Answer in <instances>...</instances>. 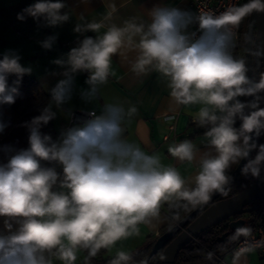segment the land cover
Wrapping results in <instances>:
<instances>
[{
	"label": "clouds",
	"instance_id": "obj_1",
	"mask_svg": "<svg viewBox=\"0 0 264 264\" xmlns=\"http://www.w3.org/2000/svg\"><path fill=\"white\" fill-rule=\"evenodd\" d=\"M63 0H37L17 15L30 16L56 27L70 20ZM252 11L264 12V0H249L240 8L219 16L194 14L174 6H153L148 21L112 25L95 38L85 36L65 57L53 61L63 67V79L49 90L50 100L41 114L26 123V149L4 146L0 162V264H75L77 253L95 257L101 249L139 234L138 225L158 214L160 202L175 195L193 206L207 202L213 193H224L233 181L231 169L260 179L264 172V73L248 75L246 61L233 54L236 29ZM235 17V19H228ZM102 22L80 16L74 32L99 33ZM138 36V73L154 68L168 78L171 97L184 106L199 105L193 122L201 128L212 151L203 153L190 140L169 146L172 157L193 162L199 154L195 187L189 189L175 167L164 166L156 154H148L124 137V123L137 112L108 103L100 114L63 130L58 139L41 127L55 119L56 111L71 99L77 73L86 72L87 89L81 98L91 102L100 85L108 81L112 56ZM57 37L49 36L41 47L50 50ZM13 50L0 59V105L15 103L19 84L32 73ZM16 80L9 85V77ZM240 97H251L241 101ZM237 120L240 121L236 127ZM7 125L0 121V132ZM255 152L253 156L252 153ZM59 165L62 173L54 166ZM59 185L67 191H54ZM211 254H209L210 256ZM131 257L118 251L111 264H128Z\"/></svg>",
	"mask_w": 264,
	"mask_h": 264
},
{
	"label": "crops",
	"instance_id": "obj_2",
	"mask_svg": "<svg viewBox=\"0 0 264 264\" xmlns=\"http://www.w3.org/2000/svg\"><path fill=\"white\" fill-rule=\"evenodd\" d=\"M36 2L37 0H0V38L2 40L0 53L3 56L9 50L15 51L21 57L20 63L32 68V73L28 76L34 77L40 88L48 94H50L49 90L63 79L62 73L65 70L53 61L65 57L85 36L95 38L112 25L124 27L126 21L147 22L148 11L156 5L179 7L194 13L192 0H63L67 7L62 12H69L71 16L70 20L62 25L48 27L44 25L43 20L36 21L30 16L23 21L17 19V15L23 9ZM80 16H84L87 21L102 22L105 26L99 33L91 31L84 34L76 33L73 29ZM53 35L57 37L53 47L50 50L42 48L40 42ZM138 40V36L133 37L132 42L126 41L113 54L111 71L114 74L109 76L105 84L99 86L97 95L91 102H86L80 95L81 90L88 87L85 83L88 73L76 74L71 99L62 110L53 109L56 111V117L53 119L54 127L59 138L68 121L69 112L72 110L93 109L100 113L103 106L108 103L120 104L126 111L129 107L135 106L136 114L125 120L124 137L129 142L139 145L148 154L158 155L162 165L175 167L185 180V186L191 189L195 187V176L200 170L199 154L193 162L180 161L171 156L168 148L187 139L192 141L201 153L212 151L207 145L204 133H194L196 124L192 120L200 106L186 107L177 104L170 95L168 78L154 68H149L146 73L133 70L139 56V49L136 47ZM0 116L4 114L0 112ZM169 116L175 118L174 132L169 130ZM164 137L166 139H163ZM54 167L62 173L59 165ZM53 190L67 191L59 186ZM179 200L180 198L175 195L162 200L158 214L150 218L149 223L138 225V235L117 241L112 248L104 249L100 255L97 254L95 256L97 259L94 257L88 259L85 250H80L75 264H103L111 262L118 251L131 255L143 248L155 240L156 232L160 234L171 226L167 206ZM222 257L223 261L229 264H264V260L256 250L234 253L224 251ZM205 261H209V264H224L223 262L214 263L211 256ZM53 264H62V261L53 258Z\"/></svg>",
	"mask_w": 264,
	"mask_h": 264
},
{
	"label": "trees",
	"instance_id": "obj_3",
	"mask_svg": "<svg viewBox=\"0 0 264 264\" xmlns=\"http://www.w3.org/2000/svg\"><path fill=\"white\" fill-rule=\"evenodd\" d=\"M248 3L249 0H244L243 5ZM247 16L243 21H246ZM0 43H2L1 38ZM2 58L3 56L0 53V59ZM262 73H264V69L254 72V79H259ZM14 80H16V77L14 75L10 76L9 85H12ZM19 93L20 94L16 97L14 104L0 105V112L4 114L2 117L5 119V124L7 125L4 131L0 132V150H2L4 146H11L16 150L28 148L29 130L25 125L34 117L39 116L42 109L47 106L50 100V94L44 92L40 88L36 79L28 75L23 76L19 84ZM239 99L241 101H247L249 100V97H240ZM239 124L240 121L237 120L235 126L239 127ZM205 131V128H201L196 125L194 133H205ZM41 132L43 134L50 135L53 140L58 139V132L54 127L53 120L49 121L47 125H43L41 127ZM262 137H264V135H261L258 138L259 144H262ZM252 155L254 156L255 152H253ZM5 159V153L0 151V162L4 161ZM43 164L44 166L49 167L55 166L49 162H43ZM254 180L255 178L251 177L250 175L245 176L240 174L235 182L222 194V198H226L238 193L253 183ZM193 207L194 206L192 204L183 199H180L178 202L167 206L170 220L169 225H172L173 221H178L181 219ZM236 218L237 216L225 219L198 235L196 239L192 240L180 250L176 257V264H209V261H205L209 257V252L206 251V248L213 252L225 250L231 246L242 233L243 226L237 231L231 230L230 228L231 222ZM4 219L5 218H0V230L4 229ZM225 233H227L226 237L228 239L225 241L220 240V237ZM153 242L154 241L132 253L130 255V261L142 263L147 257ZM85 252L86 256L88 257L87 250H85ZM102 252H104V249H101L98 255H100ZM88 259L90 258L88 257ZM152 260H154V258ZM103 264H111V262H106Z\"/></svg>",
	"mask_w": 264,
	"mask_h": 264
},
{
	"label": "water",
	"instance_id": "obj_4",
	"mask_svg": "<svg viewBox=\"0 0 264 264\" xmlns=\"http://www.w3.org/2000/svg\"><path fill=\"white\" fill-rule=\"evenodd\" d=\"M243 40L245 61L249 68L248 75L254 78V72L264 69V12L252 11L247 16ZM260 95L264 97V92ZM251 99L249 97V100ZM260 107L264 108V100H261ZM242 165L243 162L235 165L231 170L234 179L227 189L241 174ZM222 194L213 193L207 202L197 204L181 219L173 221L169 228L155 238L147 257L141 264H152L151 260L155 256H158L156 264H176V257L184 246L225 219L237 216L231 222L230 228L234 231L239 230L245 222L240 216L253 212L264 196V172L260 179H255L238 193L226 198H222ZM226 236L227 233L223 234L220 240L225 241L228 239Z\"/></svg>",
	"mask_w": 264,
	"mask_h": 264
},
{
	"label": "built area",
	"instance_id": "obj_5",
	"mask_svg": "<svg viewBox=\"0 0 264 264\" xmlns=\"http://www.w3.org/2000/svg\"><path fill=\"white\" fill-rule=\"evenodd\" d=\"M243 3L244 0H192L191 5L193 7L194 14L198 15L201 13H212L213 15L219 16L230 10H234L242 7ZM245 25H246V21H242L239 27L235 30L236 41H235L233 54L237 58H243V56H245L244 40H243ZM90 111H95V110L77 109L70 111L68 116V121L63 127V130L72 127L82 122L83 120L89 118L87 114ZM96 114H100V113L96 112ZM169 119H170L169 130L174 132L175 118L174 116H169ZM125 132H126V128H125ZM163 139H166V137H164ZM159 211L160 210L158 209V212ZM240 217H243L245 219L242 233L231 246H229L222 252H213L206 248V251H208L209 254H211L210 256L214 260V263L223 262L224 264H229L223 261L222 253L224 251L227 253H234V252H246L249 250H256L259 253L261 259L264 260V196H262L259 205L256 207V209L253 212L243 214ZM158 235L159 233L156 232L155 236L157 237ZM128 264H141V263L128 262Z\"/></svg>",
	"mask_w": 264,
	"mask_h": 264
},
{
	"label": "rangeland",
	"instance_id": "obj_6",
	"mask_svg": "<svg viewBox=\"0 0 264 264\" xmlns=\"http://www.w3.org/2000/svg\"><path fill=\"white\" fill-rule=\"evenodd\" d=\"M243 36H244V34H243ZM242 59H244L245 60V56H243V58ZM0 121H3L4 123H5V119L2 117V116H0ZM59 185H57V186H54V188L53 189H55V188H57ZM158 257V256H157Z\"/></svg>",
	"mask_w": 264,
	"mask_h": 264
},
{
	"label": "flooded vegetation",
	"instance_id": "obj_7",
	"mask_svg": "<svg viewBox=\"0 0 264 264\" xmlns=\"http://www.w3.org/2000/svg\"><path fill=\"white\" fill-rule=\"evenodd\" d=\"M157 260H158V257H155L154 260H151L152 264H156Z\"/></svg>",
	"mask_w": 264,
	"mask_h": 264
},
{
	"label": "snow or ice",
	"instance_id": "obj_8",
	"mask_svg": "<svg viewBox=\"0 0 264 264\" xmlns=\"http://www.w3.org/2000/svg\"><path fill=\"white\" fill-rule=\"evenodd\" d=\"M228 19H235V17H228Z\"/></svg>",
	"mask_w": 264,
	"mask_h": 264
}]
</instances>
